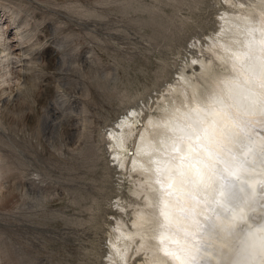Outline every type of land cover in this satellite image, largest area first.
<instances>
[{"label": "rangeland", "instance_id": "rangeland-1", "mask_svg": "<svg viewBox=\"0 0 264 264\" xmlns=\"http://www.w3.org/2000/svg\"><path fill=\"white\" fill-rule=\"evenodd\" d=\"M248 2L0 0V24L12 26L7 35L13 39L26 21L44 67L34 96L19 103L17 72L26 69L7 67L0 44V81L11 79L5 94L0 88V264L106 263L117 222L132 228L135 209L144 207L128 165L136 137L160 114L163 93L174 97L166 87L183 82L179 73L196 74L204 86L202 60L223 72L209 46L223 12L236 14ZM141 107L123 167L108 131Z\"/></svg>", "mask_w": 264, "mask_h": 264}, {"label": "bare ground", "instance_id": "bare-ground-1", "mask_svg": "<svg viewBox=\"0 0 264 264\" xmlns=\"http://www.w3.org/2000/svg\"><path fill=\"white\" fill-rule=\"evenodd\" d=\"M223 13L209 46L223 72L213 59H201L204 86L196 74L179 73L183 82L166 87L174 97L163 93L160 114L136 137L128 165L138 174L131 175L132 192L145 208L135 209L132 228L117 222L105 264H129L140 253L139 264H264V0ZM27 24L19 22L13 39L7 35L12 26L0 24L6 66L20 62L26 69L17 72L23 75L18 102L34 96L44 69ZM10 80L0 81L1 94ZM142 109H130L108 131L123 167Z\"/></svg>", "mask_w": 264, "mask_h": 264}]
</instances>
